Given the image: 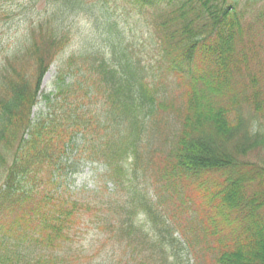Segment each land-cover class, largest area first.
I'll list each match as a JSON object with an SVG mask.
<instances>
[{
	"label": "trees",
	"instance_id": "16d2710c",
	"mask_svg": "<svg viewBox=\"0 0 264 264\" xmlns=\"http://www.w3.org/2000/svg\"><path fill=\"white\" fill-rule=\"evenodd\" d=\"M46 1L0 37V264H264V0ZM74 153L106 172L72 186Z\"/></svg>",
	"mask_w": 264,
	"mask_h": 264
},
{
	"label": "rangeland",
	"instance_id": "374dc122",
	"mask_svg": "<svg viewBox=\"0 0 264 264\" xmlns=\"http://www.w3.org/2000/svg\"><path fill=\"white\" fill-rule=\"evenodd\" d=\"M46 0H39L37 6H36V1L35 0H12L8 7H12L14 4H16L17 7H21L23 5V10H19L18 14L15 18V24L11 27L10 25H8L10 28H7L6 26H2V29L0 31V37L5 36V39H7L8 41H10L11 39L15 38L16 34L18 31H22L24 30L25 27H23L24 23V19L26 14L29 11H33L35 10L37 13L39 12V10L43 7L44 8V3H46ZM32 15V14H31ZM33 15H35L33 13ZM86 24L82 23V24H75L72 30V33H74V37L71 38L70 40V44L67 46V49L62 53L61 56H58L57 60H60L61 63L67 61L69 59V57H72L73 55L77 57V55L79 54V49L81 46V43H79L77 41L76 38L79 37V35L82 34L83 30L85 29ZM88 27V26H86ZM58 63L57 61L53 62L47 73L45 74V76L43 77L42 83H41V87H40V98H39V103L38 105L34 108L33 110V115L32 118L33 119H37L38 117L42 116H47L48 114V118L49 121L50 120H54L57 118L56 114H53L51 111V108L49 106H47L44 101H43V95L48 94L51 97H53L54 95V81H55V77L58 73ZM69 78V77H68ZM210 103L213 105V103L210 101ZM63 111H61L60 113V117H63ZM76 155V153L72 154V161L76 162V160H74V156ZM72 161L70 163H72ZM97 169V172L95 171ZM73 170V175L71 177V172ZM69 174V181L71 180V182H73L75 185L72 186H78V185H83V184H93V175L97 178H99L100 174L96 173H105L106 170L103 166H100L96 163H91V162H85L83 160H80L78 158V161L75 163V166L72 167V169L70 168ZM204 184V183H203ZM206 184L208 185L207 188H212V184L213 181H206ZM187 187L189 188L187 191V195L189 197V200H194L195 202H197L198 204L194 207L191 206V212L195 215L194 216V222H199L202 221L201 215L206 214L208 217L210 216L212 210L208 209V205H206V198H202L200 197L197 193L194 187H197V185H190L189 183H187ZM80 196V195H79ZM81 197V196H80ZM201 206V207H200ZM187 206L186 205H181V209L186 210ZM179 209V208H178ZM179 214L181 215V217L188 221L189 220V213L186 212L185 214H182L181 212H179ZM84 235L81 233V236L75 237L74 238V249H76V251L78 250V248H80L81 246L87 247L88 245V241H96L98 242L95 238H94V234L93 232H91L90 234H88L87 236H85V238H83ZM201 247L198 248H208V246H205L204 242H201ZM98 244L97 247L98 248ZM197 248V247H196ZM207 252V251H206ZM104 254V251L101 255ZM198 254H199V258L201 260V264H210L206 258V253L202 252L201 250H198ZM82 256H86L88 258H92V255H87L86 253H83ZM77 256L73 257V259H76ZM79 258V256H78ZM103 258V257H102ZM124 258V257H123ZM87 258H79L77 263L78 264H87V262L90 261ZM67 264H71L70 261L67 262ZM73 264V263H72Z\"/></svg>",
	"mask_w": 264,
	"mask_h": 264
}]
</instances>
